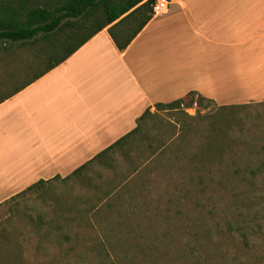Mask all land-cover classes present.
<instances>
[{"label": "crops", "instance_id": "obj_1", "mask_svg": "<svg viewBox=\"0 0 264 264\" xmlns=\"http://www.w3.org/2000/svg\"><path fill=\"white\" fill-rule=\"evenodd\" d=\"M108 28L40 77L10 79L0 204L44 180L63 204L129 210L180 128L165 117L194 108L157 104L191 92L218 106L264 100V0H170L123 50Z\"/></svg>", "mask_w": 264, "mask_h": 264}, {"label": "rangeland", "instance_id": "obj_2", "mask_svg": "<svg viewBox=\"0 0 264 264\" xmlns=\"http://www.w3.org/2000/svg\"><path fill=\"white\" fill-rule=\"evenodd\" d=\"M49 62L35 46L0 56V96ZM205 103L167 114L180 128L129 210L75 208L44 188L0 206V264H264V100L234 115Z\"/></svg>", "mask_w": 264, "mask_h": 264}, {"label": "trees", "instance_id": "obj_3", "mask_svg": "<svg viewBox=\"0 0 264 264\" xmlns=\"http://www.w3.org/2000/svg\"><path fill=\"white\" fill-rule=\"evenodd\" d=\"M156 1L0 0V56L12 55L16 50L35 46L39 53L46 54L50 60L46 67L36 74L35 78H38L60 65L106 27H109V32L118 48L123 50L153 17ZM188 96H191L189 102H186V98H181L172 103H159L156 106L170 108L182 104L203 105L204 101L206 106L214 103L196 92H191ZM194 96H197V100ZM249 104L224 105L219 108H228L234 115L238 109L245 108ZM150 113L147 109L141 119ZM137 131L138 127L129 135ZM162 151L165 153L166 147ZM45 182L38 181L4 201L0 206L8 204L9 210L12 211L20 205V202H17L20 197L39 191ZM41 194L42 192H39L36 198H40ZM57 204H59L58 199L54 206H58ZM23 216L31 223L35 220L44 222L42 219L44 215L39 214L34 217L30 210L24 211ZM9 237L7 227L0 226V245L6 243Z\"/></svg>", "mask_w": 264, "mask_h": 264}, {"label": "built area", "instance_id": "obj_4", "mask_svg": "<svg viewBox=\"0 0 264 264\" xmlns=\"http://www.w3.org/2000/svg\"><path fill=\"white\" fill-rule=\"evenodd\" d=\"M170 0H157L154 8L153 14L160 15L166 13L169 10Z\"/></svg>", "mask_w": 264, "mask_h": 264}]
</instances>
